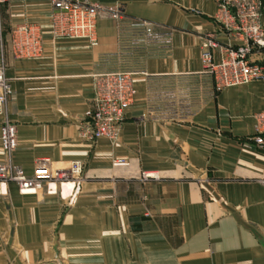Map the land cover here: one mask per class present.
Returning <instances> with one entry per match:
<instances>
[{"label": "crops", "instance_id": "obj_1", "mask_svg": "<svg viewBox=\"0 0 264 264\" xmlns=\"http://www.w3.org/2000/svg\"><path fill=\"white\" fill-rule=\"evenodd\" d=\"M92 1L169 27L171 46L131 47L127 21L109 18L97 20L95 46L53 39L50 0L2 6L5 31L31 22L43 37L37 57L13 58L0 44L11 88L0 125L17 126L10 161L27 175L44 160L48 169L77 160L83 171L41 189L0 181V264H264V150L252 140L264 79L215 92L200 47L207 35L229 42L215 1ZM112 71L133 73V102L115 140L88 141L94 76ZM186 87L185 118L155 115V93Z\"/></svg>", "mask_w": 264, "mask_h": 264}, {"label": "built area", "instance_id": "obj_2", "mask_svg": "<svg viewBox=\"0 0 264 264\" xmlns=\"http://www.w3.org/2000/svg\"><path fill=\"white\" fill-rule=\"evenodd\" d=\"M9 0H0V44H6L13 58L37 57L43 48L41 28L36 23L22 22L11 25L6 31L1 23V8ZM215 19L229 37L222 45L215 35L201 39V62L204 73L211 76L215 92L227 87L264 79V6L263 0H214ZM50 34L53 39L82 38L89 45H97V20L109 18L118 25L127 21L133 32L131 47H170L172 31L169 27L142 19H126L124 12L114 5H102L92 0H50ZM232 41L240 43L234 44ZM215 50L220 56L214 58ZM132 72L112 71L94 76L95 100L89 119L82 127L88 141L98 138L115 140L124 121L125 111L134 99ZM185 91L161 90L154 95L153 111L157 117L176 121L191 111ZM11 93L9 79L0 65V111ZM254 144L264 150V109L254 115ZM17 126L5 121L0 125V149L6 159L0 161V181H14L22 190L41 189L49 180L78 179L83 171L80 161L66 167L46 168L44 160L33 175L25 174L12 165L10 156L17 148ZM119 162L122 160L119 159ZM49 167V166H48ZM264 183V181H263Z\"/></svg>", "mask_w": 264, "mask_h": 264}]
</instances>
